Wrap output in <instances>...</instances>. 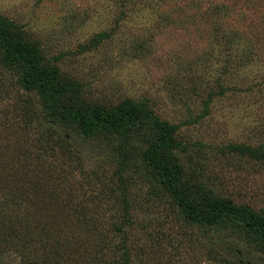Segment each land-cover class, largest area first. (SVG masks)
<instances>
[{
	"label": "rangeland",
	"instance_id": "obj_1",
	"mask_svg": "<svg viewBox=\"0 0 264 264\" xmlns=\"http://www.w3.org/2000/svg\"><path fill=\"white\" fill-rule=\"evenodd\" d=\"M0 15L39 46L42 65L56 66L62 81L79 84L87 102L112 108L134 100L178 126L182 147L172 156L188 180L264 212V152L254 157L230 147L264 150V0H0ZM19 74L0 63V161L12 158L14 148L31 161L56 166L53 181L63 201L56 211H65L74 224L94 219L90 225L118 241L107 228L118 222L115 202L124 187L135 222L131 239L145 247L147 264H219L216 252L229 246L242 262L264 264L252 242L179 217L146 171L139 135L130 138L122 187L113 135L84 138L56 125L54 135L66 138L70 155L53 148L44 133L48 126L39 121L37 95L19 87ZM4 199L0 193L5 206ZM30 201L22 199L19 210L0 208V222L6 211L50 214ZM23 219L33 224L21 216L26 227ZM47 239L61 247L70 241L55 231ZM20 242L13 235L0 240V264L20 263ZM31 258L41 259L38 253ZM46 259L71 264L55 255Z\"/></svg>",
	"mask_w": 264,
	"mask_h": 264
},
{
	"label": "trees",
	"instance_id": "obj_2",
	"mask_svg": "<svg viewBox=\"0 0 264 264\" xmlns=\"http://www.w3.org/2000/svg\"><path fill=\"white\" fill-rule=\"evenodd\" d=\"M39 55V46L25 39L21 33L14 30L9 20L0 15V63L13 70H19L20 74L16 78L19 87L37 95L43 111L39 121L48 126L44 132L48 137L47 143L70 155L66 138L54 135L52 129L56 125L74 128L84 138L113 135L119 157L115 174L118 187H122L123 169L128 166L127 161L131 155L130 138L132 134L139 135L144 144L139 149V154L146 171L157 185L158 192L168 197L179 217L189 224L206 227L217 233L237 234L259 247L264 254L263 211L255 212L247 205H237L227 199L215 197L205 186L193 183L183 176L172 156L175 149L182 147L181 141L175 137L178 126L160 119L147 104L134 100H124L112 108L87 102L80 93L79 84L74 81H62L58 68L54 65H42ZM0 123L4 125L3 121ZM230 147L233 151L238 148L254 157L264 152L257 148L236 145ZM11 151L16 152L12 158L0 161L4 166V172L0 171V193L5 197V206L1 203L0 208L3 210L14 206L12 210H19L22 199H28L36 208L45 206L51 210L50 214H43L39 218L32 216L35 211H26L24 215L19 216H13V211L4 212L6 219L0 222V240L6 241L10 235L21 238L20 243L24 246L19 251V264H54L46 261L51 255L69 259L71 264L149 262L150 257L146 256L143 244L136 243L134 238L131 239V229L134 228L135 222L124 187L115 202L118 206V222L107 228L109 234L119 239L110 241L112 237L108 236L106 230H101L97 225H90L94 219L91 223L85 219L83 224H74L65 211H56L59 205L63 204L59 194L62 192L58 190L59 184L53 181L57 178L56 166L47 164L44 160L31 161L32 158L28 155H21V149L12 148ZM21 216L33 219V224L28 223V219L22 221L27 222V227L24 223L21 224ZM54 231L63 235L64 240L70 241L63 247L53 240L49 241L47 237ZM83 232L89 234L85 240L80 238ZM228 248L231 253L226 249L223 250L225 252H216L219 264H249L241 261L238 250L230 246ZM89 250L97 253L96 257L88 254ZM37 253L41 259L31 258ZM58 264L62 263L58 261Z\"/></svg>",
	"mask_w": 264,
	"mask_h": 264
}]
</instances>
